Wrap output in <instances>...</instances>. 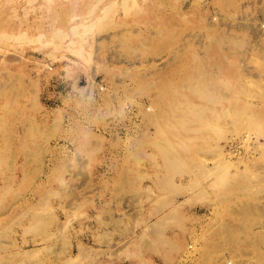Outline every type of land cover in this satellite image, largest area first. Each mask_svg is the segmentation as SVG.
Listing matches in <instances>:
<instances>
[{"label":"rangeland","instance_id":"1","mask_svg":"<svg viewBox=\"0 0 264 264\" xmlns=\"http://www.w3.org/2000/svg\"><path fill=\"white\" fill-rule=\"evenodd\" d=\"M0 264H264V0H0Z\"/></svg>","mask_w":264,"mask_h":264},{"label":"bare ground","instance_id":"2","mask_svg":"<svg viewBox=\"0 0 264 264\" xmlns=\"http://www.w3.org/2000/svg\"><path fill=\"white\" fill-rule=\"evenodd\" d=\"M239 211H240V210H239ZM227 262H228V263H231V261H230V260H228Z\"/></svg>","mask_w":264,"mask_h":264}]
</instances>
